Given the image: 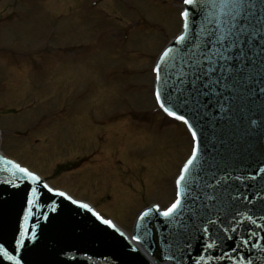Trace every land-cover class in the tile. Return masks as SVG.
<instances>
[{"label": "rangeland", "instance_id": "rangeland-1", "mask_svg": "<svg viewBox=\"0 0 264 264\" xmlns=\"http://www.w3.org/2000/svg\"><path fill=\"white\" fill-rule=\"evenodd\" d=\"M182 0H0V151L128 235L190 154L154 95Z\"/></svg>", "mask_w": 264, "mask_h": 264}, {"label": "snow or ice", "instance_id": "snow-or-ice-1", "mask_svg": "<svg viewBox=\"0 0 264 264\" xmlns=\"http://www.w3.org/2000/svg\"><path fill=\"white\" fill-rule=\"evenodd\" d=\"M183 4L185 8L180 14L182 34L160 58L168 62L165 76L161 77V72L165 70L159 65L153 71L156 79H163L162 86L167 90L169 102L176 109L187 112L188 116L177 115L164 103H160V107L188 126L195 147L175 182V201L165 210H160L157 205V212L169 222L179 221L182 228V231L173 234V242L179 239L182 244L175 253L166 256L167 260L183 264L186 255L193 264H202L205 259L231 261L233 254L239 256L240 251L251 243L249 237L252 233L247 230L246 223L254 221L251 215L245 220L238 205L247 200L241 189L249 187L248 181H256L257 177L250 176L248 169L235 163L234 157L226 159L216 145L225 143L220 135L221 126L231 121L236 111L248 107L250 112H254L251 106L257 100L264 108V0H183ZM155 95L160 100L159 90ZM197 128L203 137V153L197 141ZM257 132L261 137L258 150L264 160V119L258 118V114L249 115L248 138L255 141L254 134ZM253 148L255 144L248 149L249 153L253 152ZM4 164L5 168L0 171L10 172L14 177L18 172L36 184L41 183L40 178L28 168L8 160ZM256 172L264 181V167L257 166ZM0 183L20 188L12 179ZM237 184L239 186H235ZM182 186L183 194L180 191ZM42 189L65 196L64 192H56L47 183L42 185ZM42 189L30 184L24 187V200L28 205L25 226L18 229L12 251L0 244V264L4 260L25 264L23 255L13 253L30 251L29 240L35 247L37 235L30 233L26 225L29 216L33 215V208H40V202L46 196V193L42 194ZM260 192L264 193V184L260 185ZM68 199L71 200V197ZM197 202L199 208L194 209L193 205ZM72 203L78 202L73 200ZM79 207L88 209L89 206L79 204ZM149 215L145 212L141 219ZM96 216L104 225L114 227L112 221L104 219L99 213ZM42 218L48 219L46 215ZM213 227L215 232L211 231ZM205 234H208V240L204 239ZM133 239L140 243L139 236ZM138 251L137 248L131 249L134 254ZM239 259L244 257L239 256Z\"/></svg>", "mask_w": 264, "mask_h": 264}, {"label": "water", "instance_id": "water-1", "mask_svg": "<svg viewBox=\"0 0 264 264\" xmlns=\"http://www.w3.org/2000/svg\"><path fill=\"white\" fill-rule=\"evenodd\" d=\"M182 31L168 44L165 50L173 46V42L182 34ZM163 52L156 64L165 70L161 72L162 78L168 68L167 60L160 59ZM162 84L163 79H156V91L161 92V98L158 100L159 105L164 103L165 107L175 110L177 115L187 117V112L176 109L169 102L167 90L163 88ZM251 107L254 112H250L248 107H244L243 110H238L233 114L231 121L221 126L220 135L225 143L216 145L217 149L224 153L226 159L234 157L235 163L248 169L250 176L257 177L256 181H248L249 187L241 189L247 200L243 201L242 197L243 202L238 205L244 213V219L247 220V217L251 215L252 221H254L246 223L247 230L252 233L249 237L251 243L239 253V256L244 257L243 260L233 254L231 261L219 262L205 259L202 264H264V209H262L264 193L260 192V185L264 184V181L259 179L260 173L256 172L257 166L264 167V160L261 159L258 150L260 133L254 134L255 141L248 138V116L258 114V118L264 119V108L260 107L259 100ZM189 123H192L191 119H189ZM197 132V141L200 142L201 153H203V137L199 134V128H197ZM253 144H255V148L252 153H249L248 149ZM5 160L11 161L0 154V170L5 168ZM11 162L15 164L13 161ZM6 179L15 180L20 185V188H16L14 185L0 183V244L12 251L14 239L18 236V229L25 226L24 216L28 211V205L24 200V187L30 184L32 187L42 189V185L45 183L40 179L41 183L36 184L18 172L14 177L10 172L0 171V182ZM180 191L183 194V186ZM44 193L46 196L40 202L41 207L33 208V215L29 216L26 225L30 233L35 232L37 235L35 247L29 240L30 251L13 253L18 256L23 255L25 264H151L148 257L134 243L136 242L133 239L134 236L140 237L139 245L156 262L175 264V260H167L166 256L175 253L178 246L182 244L179 239L173 242V234L182 231L181 224L179 221L169 222L167 218L160 217L156 206L149 207L138 216L132 232L134 242H131L115 226L104 225L91 207L80 208L79 204L82 203L73 204V200H69L66 194L64 197H60L54 192L48 193L46 189H42V194ZM225 196H227V192ZM193 208L198 209L199 202L194 204ZM145 212L150 215L141 219ZM43 215H46L48 219L44 220ZM188 223L191 224V222ZM217 224L219 225V220H217ZM211 231L215 232V228L213 227ZM204 239H209L208 234H205ZM133 248H137L138 253H132L131 249ZM195 254V252L192 253L193 256ZM3 264H13V262L4 260ZM183 264H193V262L185 255Z\"/></svg>", "mask_w": 264, "mask_h": 264}, {"label": "bare ground", "instance_id": "bare-ground-1", "mask_svg": "<svg viewBox=\"0 0 264 264\" xmlns=\"http://www.w3.org/2000/svg\"><path fill=\"white\" fill-rule=\"evenodd\" d=\"M183 1V0H182Z\"/></svg>", "mask_w": 264, "mask_h": 264}]
</instances>
